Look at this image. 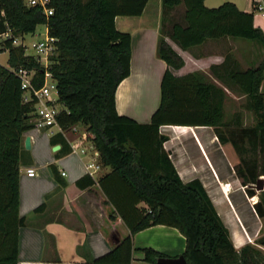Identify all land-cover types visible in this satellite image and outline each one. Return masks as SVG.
I'll return each mask as SVG.
<instances>
[{
    "label": "trees",
    "instance_id": "1",
    "mask_svg": "<svg viewBox=\"0 0 264 264\" xmlns=\"http://www.w3.org/2000/svg\"><path fill=\"white\" fill-rule=\"evenodd\" d=\"M147 1L49 0L52 14L46 16L26 0H0V36L9 33L0 40V51L8 53L7 65L0 64V264L18 263L19 229L25 224L19 214L20 151L23 133L33 127L34 102L24 100L17 71H33L32 83H43L42 64L13 41H23L41 24L55 38L49 69L61 105L57 125L63 131L81 125L80 141L91 142L100 164L110 169L97 180L85 174L75 184L80 189L99 187L108 219H120L128 231L108 252L87 255L76 264H130L133 235L157 224L183 235L186 264H264V235L236 250L203 183L181 179L163 146L168 137L159 130L162 125L213 127L219 142L230 143L238 153L240 165L234 170L246 194H255L249 186L264 175V59L242 69L226 54L221 63L210 65L211 77L199 71L177 76L170 68L179 69L184 61L165 39L181 49L207 40L244 39L264 50V33L253 22L255 2L246 12L230 1L207 7L204 0H161L156 53L167 68L157 108L148 123H139L120 115L115 106V91L129 75L131 58V36L116 29L115 17L139 16ZM225 89L245 96L253 116L250 126H243L239 115L225 119ZM253 208L264 217V190ZM141 251L143 261L152 264L166 257L149 247Z\"/></svg>",
    "mask_w": 264,
    "mask_h": 264
},
{
    "label": "crops",
    "instance_id": "2",
    "mask_svg": "<svg viewBox=\"0 0 264 264\" xmlns=\"http://www.w3.org/2000/svg\"><path fill=\"white\" fill-rule=\"evenodd\" d=\"M226 1L235 3L242 11L251 12L253 9V0H204V4L216 7ZM172 15L173 12L169 16ZM181 15L180 11V18ZM162 17L161 0H148L139 16L115 17L116 29L131 36L130 71L116 88L115 106L120 115L131 117L139 123L149 122L160 101V81L167 68L156 53ZM167 17H164L165 24L168 23ZM253 22L264 33V11L255 8ZM165 39L184 61L179 69L170 68L177 76L221 63L225 54L232 49L233 40H207L202 45L181 49L168 37ZM207 45L210 46L209 50L201 53L200 50ZM260 89L264 100V79ZM204 128L212 130L216 138L211 126L162 125L159 130L168 137L163 146L170 159L175 160L172 162L180 177L183 179L194 175L191 179L201 180L229 230L234 248L239 250L248 243L254 244L258 237L264 235V217H259L253 208L258 201L256 194L251 196L256 201L252 205L248 203L245 187L235 174V165L232 166V158L223 150L222 146L226 143L221 144L217 138L221 149L218 156L224 159V171L220 169V163L216 164L213 157L216 154L211 151H219L210 141L211 133L205 141L197 133ZM187 131L192 134L200 157L190 153L180 140ZM26 136L30 138L29 149L24 147ZM72 146L75 151H72ZM91 162L98 163L99 169L89 174L87 165ZM28 168L34 169V176L26 174ZM109 170L100 164L93 144L80 141L77 130L60 132L57 126L50 130L32 127L23 133L19 214L25 217V224L19 229L17 264H76L83 262L87 255L98 257L108 252L117 239L127 234V228L120 219H108L106 207L103 206L104 195L99 187L94 185L80 189L75 184L85 174L97 180ZM61 172L65 175L62 176ZM221 181H229L232 192L225 194L219 185ZM41 204L43 207L35 211ZM110 208L107 206L108 210ZM132 242L134 250L130 264H152L143 261L142 248H152L166 257H177L185 248L184 237L179 230L162 224L137 231Z\"/></svg>",
    "mask_w": 264,
    "mask_h": 264
},
{
    "label": "rangeland",
    "instance_id": "3",
    "mask_svg": "<svg viewBox=\"0 0 264 264\" xmlns=\"http://www.w3.org/2000/svg\"><path fill=\"white\" fill-rule=\"evenodd\" d=\"M46 32L47 31H46L45 25L41 24V25H38L36 27V30L34 33L26 34L23 36V42H24L25 46L27 47V50H26L27 54H33L32 44L36 40H40V39L44 38L46 35ZM0 40H2L1 37H0ZM17 41L19 42L20 40L17 39ZM231 47H232V49L229 52H227L226 54H230L232 56V58L238 62V66L242 69H245L249 65L250 61L254 64H257L261 60L264 59V50L261 49L259 46H257L253 41L250 42V41L244 40V39H233L231 42ZM209 48H210V46L207 45L205 48H202L203 50H200V52L205 54V52L208 51ZM7 57H8L7 51H2V52L0 51V64L1 65H7L6 64ZM40 62L43 63L42 60H40ZM209 67L210 66H204V68H203L204 70L201 69L198 71L204 75H208V74L210 75ZM214 82H216L217 84H220L216 79H214ZM225 93H226V99L224 102V111H225V117H226L225 119L226 120H230L231 118L234 119V117L236 115H239L241 118V122H242L241 124L243 126H250L253 123V116H252L251 112L246 107L245 96L240 95L239 93H237L233 89H225ZM76 130H77V134H79L81 136L83 128L78 126V127H76ZM223 131L225 132V135L226 134L228 135L227 130H223ZM197 133L202 138L203 141H205L207 139L208 134L211 133L210 134V141L213 143L214 146H216V148H217L216 151H219V152H215V151H211V152H214V154H216L213 156L214 159L216 160V164L220 163V169L222 171H224V162H223L224 159H222L218 156V155H220V152H221V149L219 146L220 143L216 140L214 133H212V130L209 131L208 129L204 128V129L199 130ZM180 140L186 145L185 148H187L190 153L194 154V156H197V157L201 156L200 151L197 147V144L194 141L193 136L189 131H187L184 135H182ZM176 142H180V141H176ZM211 142H210V145H212ZM173 143H175V140ZM222 147H223V150H225L226 154L229 155L228 157L232 158L231 159L232 166H234L236 164L240 165L238 153L233 149L231 144L226 143ZM232 176L234 178V175H232ZM192 177H194V175H190V177H185V178H183V179L181 178V179L183 181H186L188 179H191ZM263 177H264V175L259 176V178L263 179V184H264V178ZM226 183H230V182L229 181H221L219 183L221 189ZM257 185L258 184H255V186H249V187H250V189H252L254 191L257 199H259V192L262 190L256 189ZM237 187L239 188L240 185H238ZM232 190H233V188L230 184V190L229 191L223 190V191L225 194H229V192H232ZM263 190H264V187H263ZM246 197H247V201L250 205H252L253 202L256 201L255 198L252 200L251 197H249L247 195H246Z\"/></svg>",
    "mask_w": 264,
    "mask_h": 264
},
{
    "label": "built area",
    "instance_id": "4",
    "mask_svg": "<svg viewBox=\"0 0 264 264\" xmlns=\"http://www.w3.org/2000/svg\"><path fill=\"white\" fill-rule=\"evenodd\" d=\"M256 4L257 11H264V5L262 4V0H253ZM30 5H39L46 16H50L52 14V9L48 7L49 0H27ZM2 39H6L9 37V33H4L0 36ZM55 38L51 37L47 34L44 38L40 40H36L32 44L33 54H27V47L25 46L23 41H17L15 39L13 43L15 45L23 44L25 46V54L31 55L35 57L39 62L43 61V83L41 86L36 87L32 83V79L34 77L33 71H27L20 69L17 71L21 79V88L24 90V100L25 101H33L34 102V118H33V127L36 129L50 130L52 127L57 126L60 132H65L61 130V128L57 125L56 115L61 109V105L57 101V90L55 82L52 80L51 71L49 69V57L53 54L55 50ZM77 126H72L69 130L76 131ZM72 151L75 149L72 146ZM89 174H92V170L99 169L98 163H89L87 165ZM34 169L28 168L26 170V174L28 176H34ZM61 175L64 176L65 173L61 172ZM255 186V185H253ZM222 190L229 191L230 183H226Z\"/></svg>",
    "mask_w": 264,
    "mask_h": 264
},
{
    "label": "water",
    "instance_id": "5",
    "mask_svg": "<svg viewBox=\"0 0 264 264\" xmlns=\"http://www.w3.org/2000/svg\"><path fill=\"white\" fill-rule=\"evenodd\" d=\"M24 147L26 149L30 148V138L28 136L24 138ZM257 184L256 189L263 190L264 184L262 178L257 179ZM157 262L159 264H186L185 258L182 255L177 257H161L157 259Z\"/></svg>",
    "mask_w": 264,
    "mask_h": 264
}]
</instances>
